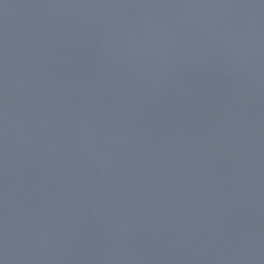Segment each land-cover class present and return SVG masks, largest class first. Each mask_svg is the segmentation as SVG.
Listing matches in <instances>:
<instances>
[{
	"label": "water",
	"instance_id": "1",
	"mask_svg": "<svg viewBox=\"0 0 264 264\" xmlns=\"http://www.w3.org/2000/svg\"><path fill=\"white\" fill-rule=\"evenodd\" d=\"M0 264H264V0H0Z\"/></svg>",
	"mask_w": 264,
	"mask_h": 264
}]
</instances>
